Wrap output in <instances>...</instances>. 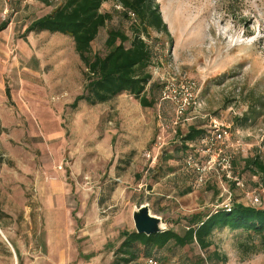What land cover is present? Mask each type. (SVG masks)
<instances>
[{
	"label": "rangeland",
	"instance_id": "374dc122",
	"mask_svg": "<svg viewBox=\"0 0 264 264\" xmlns=\"http://www.w3.org/2000/svg\"><path fill=\"white\" fill-rule=\"evenodd\" d=\"M48 1L5 9L0 0V21L9 20L0 32V264H112L122 231L135 230V207L148 204L182 232L191 215L220 207L222 186L233 202L264 208V175L244 166L264 161V0H155L168 34L146 39L163 84L149 108L129 93L71 107L87 82L71 37L25 33L56 5ZM123 19L116 13L109 26L127 29ZM106 35L102 28L93 52L105 54ZM177 99L186 105L179 119ZM209 117L230 127L232 176L243 188L213 173L196 185L183 168L182 137L191 125L211 126ZM240 236L216 231L210 250L225 264H264L261 238L242 255ZM167 254V264L205 255L196 244Z\"/></svg>",
	"mask_w": 264,
	"mask_h": 264
},
{
	"label": "trees",
	"instance_id": "16d2710c",
	"mask_svg": "<svg viewBox=\"0 0 264 264\" xmlns=\"http://www.w3.org/2000/svg\"><path fill=\"white\" fill-rule=\"evenodd\" d=\"M50 5L48 0H39ZM111 9H103L108 2ZM119 4L122 8L118 9ZM123 14L128 23L124 27L109 26L114 14ZM9 20L0 21V32L5 30ZM106 28L104 41L105 54L93 52L92 43L100 30ZM61 33L71 37L75 52L85 67L86 84L81 94L77 95L71 107L79 102L90 105L105 103L119 94L129 93L138 99L142 108L156 104V93L162 91L163 84L153 78L152 67L158 57L146 41L151 37L150 31L168 34L158 3L155 0H61L52 6V10L28 23L25 33L39 32ZM210 129L205 125H191L181 141L183 168L194 177L193 171L184 165L188 154L198 158L197 149L200 139ZM245 168L264 175V161L258 157H248ZM234 169L235 161L232 160ZM189 170V171H188ZM236 170V169H235ZM192 191L188 186L180 195ZM182 232L168 229L165 232L145 235L133 231H122V242L115 251L112 264H144L150 257L157 258L162 264L169 262L167 252L173 248H184L196 244L205 253L199 255L193 264H225L226 257L217 249L211 251L214 232L228 229L241 235L237 240L240 253H256L259 249L251 243L246 250L248 240L254 236L261 238L264 244V208L233 202L229 209L218 207L207 214L196 213L186 219ZM251 242V241H250ZM142 258V262L138 259Z\"/></svg>",
	"mask_w": 264,
	"mask_h": 264
},
{
	"label": "built area",
	"instance_id": "2783aa9c",
	"mask_svg": "<svg viewBox=\"0 0 264 264\" xmlns=\"http://www.w3.org/2000/svg\"><path fill=\"white\" fill-rule=\"evenodd\" d=\"M14 0H2L7 9V5ZM54 3H60L61 0H51ZM116 7L121 9L122 7L117 4ZM164 92V91H163ZM187 100V97L185 98ZM177 119H179L185 112V103H181V100L177 99ZM211 119V126L207 134L200 139V147L197 149L198 158L194 154H188L184 159V165L187 169H190L195 174L196 185H202L208 180V175L213 173L215 177L225 179L226 181L234 180V184L237 188H243V182L238 178H233V153L231 148L234 144L231 142V130L229 126H224L219 123L217 119ZM225 198L219 203L220 207L229 209L233 203V193L230 189L222 186ZM144 264H162L157 258H147Z\"/></svg>",
	"mask_w": 264,
	"mask_h": 264
},
{
	"label": "water",
	"instance_id": "95a60500",
	"mask_svg": "<svg viewBox=\"0 0 264 264\" xmlns=\"http://www.w3.org/2000/svg\"><path fill=\"white\" fill-rule=\"evenodd\" d=\"M132 219L137 233L150 235L168 230L163 224L161 217L151 213L148 204H141L139 207H135Z\"/></svg>",
	"mask_w": 264,
	"mask_h": 264
}]
</instances>
